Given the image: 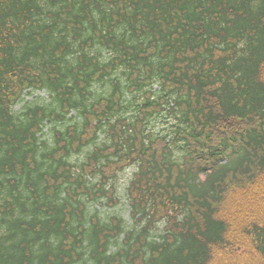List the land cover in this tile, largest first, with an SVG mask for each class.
<instances>
[{
	"label": "trees",
	"instance_id": "obj_1",
	"mask_svg": "<svg viewBox=\"0 0 264 264\" xmlns=\"http://www.w3.org/2000/svg\"><path fill=\"white\" fill-rule=\"evenodd\" d=\"M0 264H264V0H0Z\"/></svg>",
	"mask_w": 264,
	"mask_h": 264
},
{
	"label": "rangeland",
	"instance_id": "obj_2",
	"mask_svg": "<svg viewBox=\"0 0 264 264\" xmlns=\"http://www.w3.org/2000/svg\"><path fill=\"white\" fill-rule=\"evenodd\" d=\"M37 93L41 94L42 96L47 95V93L45 91H39ZM105 211L110 212V213L115 211V212L121 213L124 217L129 216L128 215V208L126 207V205L124 203H119L117 206H110L109 204L108 205L106 204L105 205Z\"/></svg>",
	"mask_w": 264,
	"mask_h": 264
}]
</instances>
